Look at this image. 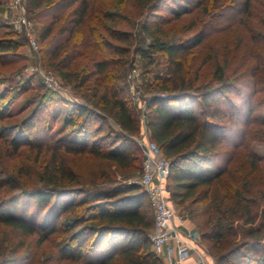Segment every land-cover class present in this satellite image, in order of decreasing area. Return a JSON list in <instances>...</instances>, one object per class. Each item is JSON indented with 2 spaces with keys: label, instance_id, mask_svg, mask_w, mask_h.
I'll use <instances>...</instances> for the list:
<instances>
[{
  "label": "trees",
  "instance_id": "obj_1",
  "mask_svg": "<svg viewBox=\"0 0 264 264\" xmlns=\"http://www.w3.org/2000/svg\"><path fill=\"white\" fill-rule=\"evenodd\" d=\"M27 3L43 61L87 103L62 101L63 107L51 114L49 88L35 87L34 77L15 79L25 60L20 49L26 36L0 23V227L17 239L15 243L0 237V264H30L16 254L31 236H36L37 247L55 242L57 254L50 253L51 257L63 264H163L150 241L154 209L146 190L138 182L118 181L115 176L119 171L139 174L143 160L137 142L143 122L126 81L132 51L150 62L151 52L163 53L168 60L166 74L146 86L154 95L146 103L145 126L170 162L169 199L182 207L205 204L206 228L197 224V230L216 264H264L261 159L247 151L248 168L242 178L229 175L230 181L225 178L228 167L219 165L228 153L223 148L241 147L246 138L233 143L230 124L246 115L243 106L251 116L254 96L264 92L261 0ZM188 14L193 17L180 31L166 27ZM253 19H258L257 31L251 27ZM232 26L242 27L249 36L237 39L234 50L228 49L222 59L212 53L202 57L199 47L205 40ZM210 63L212 74L204 73ZM32 90H37L34 96L17 113L11 112ZM233 94L243 103H236ZM221 100L229 107L223 114ZM26 110L30 112L20 121L6 123ZM227 116L228 122L222 121ZM60 119L55 132L52 120ZM23 147L31 151L33 165H39L40 186L22 182L35 170L9 166ZM69 155L99 161L105 169L84 180L67 162ZM33 199L40 211L47 209V223L38 224L18 210L21 200Z\"/></svg>",
  "mask_w": 264,
  "mask_h": 264
},
{
  "label": "rangeland",
  "instance_id": "obj_2",
  "mask_svg": "<svg viewBox=\"0 0 264 264\" xmlns=\"http://www.w3.org/2000/svg\"><path fill=\"white\" fill-rule=\"evenodd\" d=\"M12 0H0V23H5L8 24L11 27L12 31H15L20 34V36L25 35L27 38L26 43L23 45V47L20 49V53L25 56V60L19 63V71L17 75H15V79H24V78H33V82L35 87L40 85H45L44 78L42 73L45 71H52L53 75H55L59 82H60V88L53 89L49 88V94L51 93V96L53 100L50 102L51 105V114L54 113L55 108H62L63 107V102L62 101H70V102H77V103H87V101L81 96L79 92L76 91V89L71 85L66 83L63 79H61L58 75V73L52 68V66L47 65L43 59L42 55L40 52V47H39V42H38V48L37 50L33 49L30 45L29 41V36L25 32V30H18L16 27H14V24L11 23V20L15 16V12L10 8ZM26 6V17L30 21L31 20L30 15L28 14V3L27 0H23ZM264 3L263 0H261L260 7H263ZM259 5H257V8ZM165 15V11H163ZM170 17V16H169ZM193 17V14H188L184 15L180 20H172L168 24H166V27L168 29L174 30L176 29L177 31H180L183 28V25L188 23L191 18ZM34 25V22H33ZM35 26H33L34 29ZM251 27L254 31H257L259 29V23L258 19H253V23L251 24ZM242 27H236L232 26L230 29L226 32L223 33H217L213 34L212 36L208 37L204 44L199 47L202 48V54L201 56L204 57L208 55V53H212L211 55L219 56L221 59L227 55L228 49H233V43L237 41L239 38H244L246 39L249 34L245 33ZM34 36L35 35V29H34ZM194 30L189 31V33H193ZM37 40V38H36ZM148 42V40H147ZM245 47H243L239 55H242L244 52ZM232 50V51H233ZM152 62H150L149 57L144 58L142 55L137 54L135 51H132V53L129 55L130 58V65L128 66L127 73H126V81L129 83L130 86V94L129 98L131 100V103H147L148 99H150L154 94L152 92H147L146 86L154 81L155 76L160 75L163 76L166 74V70L168 67V60L167 57L160 52H151L150 53ZM136 69L137 70V76L136 79L133 82L129 79V74L131 70ZM214 69L213 63H210L209 65H206L204 67V73L207 74H212ZM249 77V76H248ZM250 81L252 83L253 79L251 77ZM249 80V79H248ZM134 84V89L139 91V96H135L132 92V85ZM37 90H32L24 95H22L17 102L14 104V106L11 109V112L17 113L22 105L25 104V101L34 96V93H36ZM138 97V98H136ZM233 99L235 100L236 103L240 104L243 103L241 97L233 94L232 95ZM255 98L253 107L254 111L252 112L251 116L248 114V107H244V113L240 114L239 118L235 123L230 124V138L233 143H237L242 139V136L245 138L242 146L238 148H233V146L228 145L227 147H224L223 150L227 149L228 153L225 156V159L222 160L219 165L220 166H226L228 167V172L225 175V178H227L228 181H230V176L231 174H235L236 177L242 178V175L245 173L246 169L248 168L247 164V159L245 156V153L247 151L252 152L254 155L259 157L261 159L260 165L263 166L264 169V125L262 122L264 121V92L258 93ZM257 101L259 103H257ZM263 102V103H261ZM221 103V107L219 112L221 114L228 112L229 107L226 106L222 100L219 101ZM89 104V103H88ZM247 105V104H245ZM212 110L210 111V114L214 111V107H211ZM140 109V117H141V107L139 106ZM56 110V109H55ZM30 110H26L24 113L14 116L13 118L9 120H5L6 123L8 122H15V121H20V119L24 118ZM50 113V112H49ZM248 116H250V122L246 124V121L248 119ZM228 122V116L224 117L222 121ZM108 121L109 124L112 126L113 129L119 131V126L117 123L114 121L113 118L108 116ZM53 130L56 132L57 127L61 124V119L58 120L56 123L53 122ZM145 129V126L142 124L141 125V133L137 137L138 139L141 137L143 131ZM63 135V134H60ZM230 140V141H231ZM230 154V155H228ZM231 154L233 155V158L229 160V156L231 157ZM29 156H32L31 151L28 150L27 147H23L20 152L9 161V166L15 168L16 165H25L27 167H30L32 170H35L34 174L31 176H28V178L22 179V182L26 184L28 187H36L42 185V182H40L38 178V171H39V165L36 167L33 165L31 162V159ZM67 162L69 165L76 171L78 174L81 175V177L84 180L91 179L93 177L94 173H102L103 170L105 169L101 164H99V161H95L92 159L88 158H83L81 156H72L69 155L67 156ZM114 166H112L113 168ZM139 174L135 175L132 174L133 170L129 172H116L115 176L118 181H123V182H138L140 183V178L142 176V161L141 164L139 165ZM110 170H112L110 168ZM129 171V170H128ZM127 174V175H126ZM71 199V197H69ZM76 199V197H75ZM171 205L175 209L178 215H182L184 217H193L195 218V224H201L203 228H206V220L208 218V213L205 211V204H195L191 207L185 206H176L170 199H169ZM25 202V203H23ZM18 210L19 211H24L26 216L28 218H31L35 220L38 224H45L48 222V215H47V209L45 211H40L39 206L37 204L36 200H21L19 203ZM24 207V208H23ZM192 211V214L190 213ZM154 213V212H153ZM0 237H5L2 239H7L8 242L14 241L15 243L17 242V239H15L14 233H11L7 229H4L0 227ZM35 239L36 236H31L27 240L26 246L19 251L16 255L22 258V261H26L27 263L30 264H63V262H57L55 259L51 257V254H57L56 252V247L54 246L55 242H49L46 243L42 248L37 247L35 245ZM15 246V244H13ZM50 255V257H49ZM64 264H67V262H64Z\"/></svg>",
  "mask_w": 264,
  "mask_h": 264
},
{
  "label": "built area",
  "instance_id": "obj_3",
  "mask_svg": "<svg viewBox=\"0 0 264 264\" xmlns=\"http://www.w3.org/2000/svg\"><path fill=\"white\" fill-rule=\"evenodd\" d=\"M10 8L15 12L11 23L18 30H25L29 36L30 45L37 50L38 42L34 36L33 22L26 17V6L23 0H12ZM44 82L47 87L57 89L60 88L58 78L53 75L52 71L42 73ZM137 76V70H131L129 79L134 83ZM132 92L139 96V91L134 89ZM138 98V97H136ZM139 99V98H138ZM141 107V120L145 126V118L147 113L146 103H139ZM142 148V176L140 184L146 190L150 203L154 209V227L150 233V241L154 252L164 258L166 261L179 264L187 260L194 251H198L203 259V264H209L204 258L203 249L201 247V236L199 231L193 230L185 234L181 229L184 222V216L178 215L169 201L167 190V179L170 174V162L165 158L159 146L149 138L147 128L137 140ZM173 241L174 246L170 247L169 243ZM173 251L176 257L173 260ZM202 251V252H201ZM216 264V263H212Z\"/></svg>",
  "mask_w": 264,
  "mask_h": 264
},
{
  "label": "crops",
  "instance_id": "obj_4",
  "mask_svg": "<svg viewBox=\"0 0 264 264\" xmlns=\"http://www.w3.org/2000/svg\"><path fill=\"white\" fill-rule=\"evenodd\" d=\"M180 229L185 234H188L189 232L196 230L197 226H196L195 222H193L189 217H185L182 226H180ZM169 246L170 247L174 246L173 241H170ZM199 248H200V250L203 249L204 252L202 254H204V258H205L206 262H208L209 264H212L213 262L215 263V259L212 256V254L209 252L207 244H205L202 241L201 247H199ZM175 257H176V254H175V251H173V260L175 259ZM162 259H163V264H174V263H170V262L166 261L164 258H162ZM179 264H203V259L200 257L199 252L196 250L192 253V255L187 260H185Z\"/></svg>",
  "mask_w": 264,
  "mask_h": 264
}]
</instances>
